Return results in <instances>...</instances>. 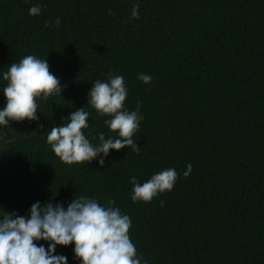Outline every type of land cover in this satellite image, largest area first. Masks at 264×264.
Segmentation results:
<instances>
[{
    "label": "trees",
    "instance_id": "obj_1",
    "mask_svg": "<svg viewBox=\"0 0 264 264\" xmlns=\"http://www.w3.org/2000/svg\"><path fill=\"white\" fill-rule=\"evenodd\" d=\"M27 55L47 59L63 91L37 101L38 120L0 125V218L29 217L37 201L66 209L80 196L112 199L131 218L142 264H264V0H0V110L3 74ZM115 75L125 109L142 105L139 154L61 162L47 135L80 108L94 146L100 133L117 138L110 117L87 105L92 84ZM168 168L173 190L132 201L131 177L142 184ZM73 249L55 254L80 264Z\"/></svg>",
    "mask_w": 264,
    "mask_h": 264
},
{
    "label": "clouds",
    "instance_id": "obj_2",
    "mask_svg": "<svg viewBox=\"0 0 264 264\" xmlns=\"http://www.w3.org/2000/svg\"><path fill=\"white\" fill-rule=\"evenodd\" d=\"M138 8V4L133 5L130 18L139 19ZM40 12V6L29 9L32 16ZM109 14L114 13L109 10ZM55 23L59 25V19ZM138 78L145 84L152 81V77L144 73ZM3 80L6 81L3 88L6 105L0 110V125L4 126L9 125V121L38 120L37 101L61 96L63 91L60 80L50 71L47 59L35 55L11 63ZM127 96L122 75L110 76L108 82L96 80L88 92L87 105L99 116L110 117L104 123L118 136L105 139L100 133L99 143L94 146L83 131L89 126V113L85 107L80 108L71 113L66 125L52 127L47 135L48 144L61 162L69 166L87 164L101 153L107 157L110 150L120 151L125 147L139 154L140 147L133 137L143 119L139 115L142 105L138 102L136 111H128L124 107ZM98 163L102 167L104 158ZM190 173L191 164H188L183 175L187 177ZM177 178L174 168L153 174L142 184L131 177V199L150 203L158 195L173 190ZM114 204L112 199L101 205L95 199L80 196L73 198L66 209L62 203L54 205L49 201L41 206L37 201L31 206L29 217L4 211L0 218V264H67L66 256L55 254L58 245H74V257L80 264H142L143 258L138 257L129 235L131 218L122 214ZM41 240L48 242L47 248L36 243Z\"/></svg>",
    "mask_w": 264,
    "mask_h": 264
}]
</instances>
